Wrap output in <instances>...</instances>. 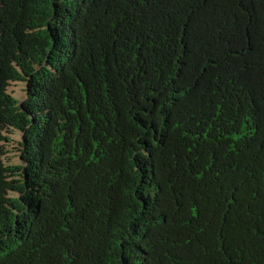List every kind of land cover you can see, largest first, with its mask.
<instances>
[{"label":"trees","instance_id":"obj_1","mask_svg":"<svg viewBox=\"0 0 264 264\" xmlns=\"http://www.w3.org/2000/svg\"><path fill=\"white\" fill-rule=\"evenodd\" d=\"M0 264H264V0H0Z\"/></svg>","mask_w":264,"mask_h":264},{"label":"clouds","instance_id":"obj_2","mask_svg":"<svg viewBox=\"0 0 264 264\" xmlns=\"http://www.w3.org/2000/svg\"><path fill=\"white\" fill-rule=\"evenodd\" d=\"M22 135V134H21Z\"/></svg>","mask_w":264,"mask_h":264}]
</instances>
